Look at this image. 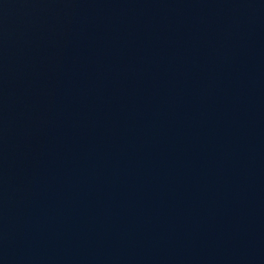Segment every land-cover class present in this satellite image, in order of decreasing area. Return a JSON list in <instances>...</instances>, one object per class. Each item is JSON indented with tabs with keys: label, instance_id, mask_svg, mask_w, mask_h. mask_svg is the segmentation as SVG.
<instances>
[{
	"label": "water",
	"instance_id": "obj_1",
	"mask_svg": "<svg viewBox=\"0 0 264 264\" xmlns=\"http://www.w3.org/2000/svg\"><path fill=\"white\" fill-rule=\"evenodd\" d=\"M0 264H264V0H0Z\"/></svg>",
	"mask_w": 264,
	"mask_h": 264
}]
</instances>
